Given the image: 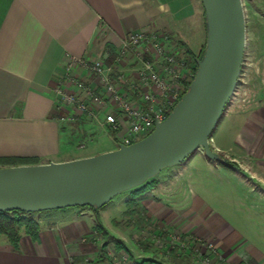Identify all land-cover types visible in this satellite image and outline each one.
I'll use <instances>...</instances> for the list:
<instances>
[{"label":"crops","instance_id":"obj_1","mask_svg":"<svg viewBox=\"0 0 264 264\" xmlns=\"http://www.w3.org/2000/svg\"><path fill=\"white\" fill-rule=\"evenodd\" d=\"M199 3L202 8L200 0H0V156L33 157L38 163L67 160L62 141L67 119L63 116L68 111L85 117L76 108L68 110L56 101L54 88L65 84L67 65L75 77L95 85L96 77L88 74L80 60L98 57L107 52V45L116 52L128 33L141 29L182 39L183 19L197 12ZM69 89L76 91L72 85ZM237 117L240 125L233 142L219 144L220 136L215 144L227 151L257 152V166L264 168V101L253 109L240 110ZM109 133L114 146L95 153L116 147ZM87 155L92 153L78 156ZM156 181L135 197L146 217L163 207L168 209L169 204L155 191L163 192L172 180ZM258 190V195L264 196V190ZM167 193L174 198L173 192ZM186 203L193 221L190 233L211 240L229 264H264L258 241L243 236L223 214L203 206L196 195L192 203ZM84 207L88 206L73 208L66 214L69 222L63 225L54 217L36 216V239L21 232L13 245L0 234V264H71L72 253L84 252L80 242L87 232ZM96 215L99 220L96 212L94 219Z\"/></svg>","mask_w":264,"mask_h":264},{"label":"rangeland","instance_id":"obj_2","mask_svg":"<svg viewBox=\"0 0 264 264\" xmlns=\"http://www.w3.org/2000/svg\"><path fill=\"white\" fill-rule=\"evenodd\" d=\"M241 2L245 17L241 69L234 92L208 142L220 159L209 158L203 150L198 149L182 162L162 168L154 178L162 182L172 180V183L163 188V192L155 191V194L163 196L162 202L169 205L168 209H157L160 212L154 215L146 217L143 213H133L130 219L125 216L130 194L123 191L95 211L103 228V231H98L94 225L95 212L90 207H84L87 232L80 241L84 252L77 255L72 253L71 264H110V256L121 252L129 255L130 260L151 259L157 264H201L205 256H211L215 264H220L218 258L223 260L222 263L229 264L211 240L190 233L193 221L186 202L192 203L195 195L203 206H210L223 214L243 236L256 244L258 241L264 251V196L258 195L259 187L264 190V168L257 166V152L227 151L215 144L220 136L222 140L218 143L225 144L236 135L240 125L237 113L240 110L253 109L264 101V0ZM202 12L199 3L197 12L183 19L182 39H174L183 42L197 55L205 43ZM177 46L182 52L183 67L189 76L190 71L184 63L185 55L182 48ZM128 62L129 59L125 60L121 68L127 70ZM63 127V152L68 159L86 153L93 155L98 150L114 146L109 128L101 116L80 118L72 113L70 121L66 120ZM230 142H233L232 139ZM203 159L213 161L214 166L208 165V162L204 165ZM220 160H224L228 167L223 166ZM4 165L15 164L0 163V166ZM169 191L174 193L173 199L168 196ZM82 207L48 209L31 212V215L34 219L41 214L54 217L62 220L63 225L69 222L66 217L70 216L66 214L73 212V208Z\"/></svg>","mask_w":264,"mask_h":264},{"label":"water","instance_id":"obj_3","mask_svg":"<svg viewBox=\"0 0 264 264\" xmlns=\"http://www.w3.org/2000/svg\"><path fill=\"white\" fill-rule=\"evenodd\" d=\"M205 43L186 90L165 119L129 143L62 161L0 166V211L36 212L68 206L93 209L202 148L229 102L245 46L241 0H200Z\"/></svg>","mask_w":264,"mask_h":264},{"label":"built area","instance_id":"obj_4","mask_svg":"<svg viewBox=\"0 0 264 264\" xmlns=\"http://www.w3.org/2000/svg\"><path fill=\"white\" fill-rule=\"evenodd\" d=\"M174 39L162 31L141 29L122 39L110 64L105 62L107 52L92 60H80L88 74L96 77L95 85L75 77L68 64L65 84L59 83L54 88L57 103L68 110L76 108L84 116H101L113 131L116 144H129L141 138L152 130L155 122L167 117L181 96L187 72ZM127 59L129 67L125 70L121 66ZM71 85L75 92L69 89ZM63 118L71 119V113L65 112ZM219 259L217 262L224 264ZM109 262L131 264L129 255L123 252L111 255ZM138 264L157 263L142 259ZM201 264L215 262L211 256H205Z\"/></svg>","mask_w":264,"mask_h":264},{"label":"trees","instance_id":"obj_5","mask_svg":"<svg viewBox=\"0 0 264 264\" xmlns=\"http://www.w3.org/2000/svg\"><path fill=\"white\" fill-rule=\"evenodd\" d=\"M177 45H179L183 53L185 55L184 57V63L185 66L189 69L190 74L186 77L184 80V86L181 90L180 95L184 93L186 90L189 82L191 81L194 72L196 70V60L197 58H200L203 48H201L199 54H195L188 46H186L183 42H176ZM204 47V46H203ZM107 52L108 57L105 59V62L107 64H110L115 57V51L114 48L111 45H107ZM111 133L113 134V131L109 129ZM222 165H227L224 160H220ZM0 163L3 164H25V163H38L36 158L33 157H18V156H0ZM157 184V181L154 177L148 179L143 184L132 188L129 191L130 198L128 199V209L124 211V215L129 217V219L132 217L133 213L137 214H144V208L135 200V197L138 196L141 193H144L148 189L152 188ZM92 210L96 211L97 209ZM96 223H95V229L98 231H103L102 225L100 221L98 220V216L96 215ZM38 222L36 219L33 218L30 212H22L19 210H10V211H0V234L5 235L9 242L13 245H16L20 233H24L31 237L32 239H36L38 236Z\"/></svg>","mask_w":264,"mask_h":264}]
</instances>
